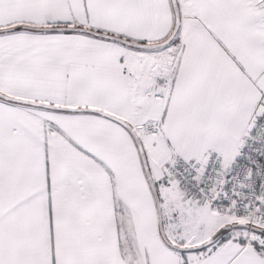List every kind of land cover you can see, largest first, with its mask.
Instances as JSON below:
<instances>
[{
	"label": "snow or ice",
	"instance_id": "6c2138e0",
	"mask_svg": "<svg viewBox=\"0 0 264 264\" xmlns=\"http://www.w3.org/2000/svg\"><path fill=\"white\" fill-rule=\"evenodd\" d=\"M0 264H264V0H0Z\"/></svg>",
	"mask_w": 264,
	"mask_h": 264
}]
</instances>
